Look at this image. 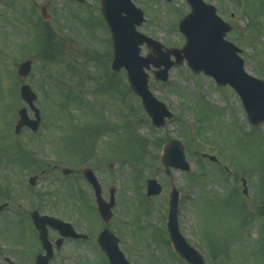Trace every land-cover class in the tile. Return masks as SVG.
I'll return each instance as SVG.
<instances>
[{"label": "rangeland", "instance_id": "374dc122", "mask_svg": "<svg viewBox=\"0 0 264 264\" xmlns=\"http://www.w3.org/2000/svg\"><path fill=\"white\" fill-rule=\"evenodd\" d=\"M48 1L51 18L44 22L38 9ZM132 1L146 19L139 32L165 49L184 45L177 26L190 9L185 0ZM205 2L215 5L232 26L225 37L241 49L245 70L264 79V0ZM99 9L100 0L83 5L72 0H0V184L5 183L13 197L0 216V264L10 252L8 230L15 226L16 232H31L21 216L38 198L45 206L42 212H54L90 239L104 228L114 232L131 264H181L170 253L161 219L169 180L159 156L163 144L173 138L186 147L194 178L173 170L181 192L180 232L187 243L203 254L206 264H264V123L251 127L233 90L194 74L184 62L170 68L166 83L155 80L158 70L152 65L146 71L149 92L173 114L162 128L154 127L126 73L110 69V34ZM140 51L143 57L150 53L145 45ZM30 59L27 79L17 77L19 64ZM22 84L37 93L35 106L43 121L35 135L26 129L20 135L14 132L17 113L25 106L19 98ZM183 127L194 142L186 143ZM30 150L38 163L25 155ZM89 153L99 165L83 160ZM202 154L216 156L218 163ZM47 162L41 176L39 163ZM93 166L104 199L111 187L116 189L114 217L106 225L91 206L82 213L88 202L95 204L80 170ZM64 168L75 174L65 178ZM35 175L41 178L30 187L28 178ZM154 178L163 192L147 198L146 181ZM242 180L247 196L242 194ZM73 186L85 195L83 201L72 195L77 191ZM48 203L56 207H46ZM135 228L141 234L137 239ZM77 258L81 264L104 260L90 247L77 249Z\"/></svg>", "mask_w": 264, "mask_h": 264}, {"label": "water", "instance_id": "95a60500", "mask_svg": "<svg viewBox=\"0 0 264 264\" xmlns=\"http://www.w3.org/2000/svg\"><path fill=\"white\" fill-rule=\"evenodd\" d=\"M83 3L84 0H75ZM191 11L179 23V30L186 38L185 45L180 49H169L165 53L162 52V45L150 38H146L137 32L136 26H140L143 22V12L134 7L131 0H102L101 10L104 19L111 31L113 42V60L112 70L119 71L121 68L128 73L129 84L134 92L142 99L146 113L152 117V123L158 128H162L165 118L171 119L172 115L168 113L166 106L159 103L148 91V77L144 72L149 69L150 64L159 69H163L157 73L156 80L165 82L171 67L181 66L186 61L188 68L194 74H201L211 77L220 87L229 85L235 90L242 101V105L247 114V120L257 126L264 122V81L253 78L245 73L243 61L238 57L240 50L225 40V35L231 30L225 22L217 15L216 9L211 5H206L202 0H187ZM43 20H48L49 16L46 7L41 8ZM146 44L151 53L146 58L140 56V46ZM156 56V57H155ZM173 56L175 61H169ZM159 59H163L160 60ZM159 61V62H158ZM31 60L24 61L19 64L17 71L18 77L26 78L31 70ZM20 98L34 111L35 120L30 121L27 116V110L21 108L18 116V123L15 126L16 134L20 133L23 126H28L32 131H36L40 123V111L35 108L34 102L37 100L35 93L27 85L20 87ZM184 146L176 140H169L162 150L160 163L165 174L171 179V193L169 195L170 208L167 230L170 236L173 248L179 256L188 264H203L201 255L192 249L183 239L178 231L176 214L178 204V192L174 188V179L171 169H179L184 172H190L189 164L184 157ZM211 161H215L214 157H210ZM85 178L94 184L96 193V204L98 207V215L105 223L112 218L111 209L114 206V192L111 189L110 204H106L102 198L97 182L91 170H83ZM65 175L70 174L69 170H63ZM34 179L31 184L33 185ZM244 185V182H243ZM147 196L159 195L161 186L157 180L147 181ZM246 193V191H244ZM34 219L35 228H38L41 238L45 239L46 225L60 230L64 236L73 235L70 225L56 221L52 218ZM62 226L68 228L69 233L61 230ZM103 234H109L104 231ZM102 238V236H101ZM99 244L110 259V264H128L121 256L117 249V241L114 247L110 241L99 240ZM47 264V261L45 262Z\"/></svg>", "mask_w": 264, "mask_h": 264}, {"label": "flooded vegetation", "instance_id": "af4514ba", "mask_svg": "<svg viewBox=\"0 0 264 264\" xmlns=\"http://www.w3.org/2000/svg\"><path fill=\"white\" fill-rule=\"evenodd\" d=\"M35 154L36 153L33 152V150H30V154H25V155H27V157L30 160H33L37 163V160L34 157ZM0 160L2 161L1 157H0ZM83 160L84 161L89 160L91 162L97 161V163H98L97 165H99V163H100V161H98L97 159H94V153H92V155L90 153L87 154L85 157H83ZM94 165L96 167V164H94ZM93 167L91 169L96 176V172H95L96 168L95 167L93 168ZM56 168H57V166H55L53 168V171H56ZM73 174H75L74 171L72 172L71 175H73ZM71 175H69V176L71 177ZM40 178L41 177L36 178L35 183H37V181ZM85 183H87V182L85 181ZM87 184L91 188L90 183H87ZM4 185H5V183L0 184V207L2 208V210L0 211V216H2V214L6 213L9 210V208H8L9 203L11 204L12 198H13L10 191H8L7 187L5 188ZM99 185L101 186V183ZM74 190H77V189L74 188V186H73L72 191H74ZM91 193H92V188H91ZM101 193H102V186H101ZM72 195H76L77 200H79V198H80L83 201V198H85V195L81 192V190L74 191ZM102 197H103V193H102ZM17 204L21 206L20 203H17ZM29 204L31 205L32 208H28L26 210V212L22 211L23 215L21 216V218L28 221L29 228L31 229V232L29 234H27V232L26 233L16 232L14 229L15 226L14 227L12 226L13 230L12 229L8 230L7 240L9 242L8 247H9L10 252L8 254L9 256L6 255L5 257L2 258L1 261L4 264H37L38 258H40V257L42 259H41V261H39V264H46L45 263L46 261H47V264H81L80 259L77 258V249H80L81 247H90L91 249L94 250V252L96 253V256L99 253L101 255V257L104 258V260L102 262L103 264H108V258L106 257L105 253L101 250V248L98 246V242H97L98 237H99L98 235L104 229H108V228L102 229V231L97 233L98 235H96L97 236L96 238L90 239V237H88V235H85L84 233H82L81 229L79 230L77 228V226H74V224H72V227H73L75 234H79V235L83 234L88 238V239H76V237H71V236L69 238H62L63 236L60 234V232H57L48 226L47 233H46V239L48 241V245L45 246V249L47 248V249L51 250V252L49 254L48 251L45 250L40 243L39 232L34 228L31 216L33 213H36V212L39 216H51V217H55V218H57V216L54 212H50V211L42 212V209H44L45 206H42L40 198H38L37 201L31 202ZM88 204H89V208L84 209L82 211V213L84 211H87L88 209H90V206L92 207V209L96 210V206H92L89 202H88ZM93 204H94V198H93ZM147 204H149V203L147 202ZM46 207L55 208L56 206L54 203H52V204L48 203ZM162 207L164 209L162 211L163 216L161 219H162V223H164V226H165L166 236L168 237V233L166 230L167 207H166V210H165L164 205H162ZM80 210H81V208H80ZM10 222L12 223L11 219H10ZM178 222H179V220H178ZM12 225H13V223H12ZM8 226L10 228L9 222H8ZM140 229H142V227ZM180 229L181 228H180V222H179V231H180ZM135 230H136V232H134L133 238L137 239L141 236V234H140V230H139V232L137 231L136 228H135ZM111 233L114 234V236H116L119 239V242L121 244L120 237L118 235H116L114 232H111ZM94 234H91V235H94ZM120 244H119V246H120ZM0 248H1L0 251H2L3 250L2 248H4V247H0ZM120 248H121V246H120Z\"/></svg>", "mask_w": 264, "mask_h": 264}, {"label": "trees", "instance_id": "16d2710c", "mask_svg": "<svg viewBox=\"0 0 264 264\" xmlns=\"http://www.w3.org/2000/svg\"><path fill=\"white\" fill-rule=\"evenodd\" d=\"M256 25H257L256 22H255V21H254V22L252 21L251 27H252L253 29L256 27ZM249 27H250V25H249ZM181 133H182V136H183V137L185 136L186 139L188 140V141L186 140V143H187V142H191V143L193 142V139L190 137V135H188V131H187V129H186L185 127H183V128L181 129ZM158 146H159V145H158ZM189 176H190L191 179H194L192 175H189Z\"/></svg>", "mask_w": 264, "mask_h": 264}]
</instances>
